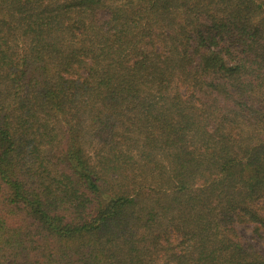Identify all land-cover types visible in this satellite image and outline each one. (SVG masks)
Listing matches in <instances>:
<instances>
[{"label":"trees","instance_id":"16d2710c","mask_svg":"<svg viewBox=\"0 0 264 264\" xmlns=\"http://www.w3.org/2000/svg\"><path fill=\"white\" fill-rule=\"evenodd\" d=\"M264 0H0V264H264Z\"/></svg>","mask_w":264,"mask_h":264},{"label":"rangeland","instance_id":"374dc122","mask_svg":"<svg viewBox=\"0 0 264 264\" xmlns=\"http://www.w3.org/2000/svg\"><path fill=\"white\" fill-rule=\"evenodd\" d=\"M240 235L242 236V239L248 241L256 249H259L262 253H264V245L262 244V241L257 237L253 236L252 234H250V232L247 229H240Z\"/></svg>","mask_w":264,"mask_h":264}]
</instances>
